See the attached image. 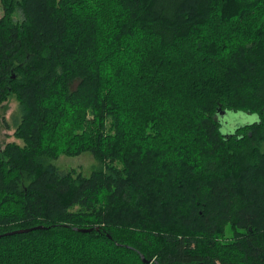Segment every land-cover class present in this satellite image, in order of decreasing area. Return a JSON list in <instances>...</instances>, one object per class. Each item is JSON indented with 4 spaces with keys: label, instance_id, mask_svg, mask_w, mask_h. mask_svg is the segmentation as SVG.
Wrapping results in <instances>:
<instances>
[{
    "label": "trees",
    "instance_id": "trees-1",
    "mask_svg": "<svg viewBox=\"0 0 264 264\" xmlns=\"http://www.w3.org/2000/svg\"><path fill=\"white\" fill-rule=\"evenodd\" d=\"M0 5V264H264V0Z\"/></svg>",
    "mask_w": 264,
    "mask_h": 264
},
{
    "label": "rangeland",
    "instance_id": "rangeland-1",
    "mask_svg": "<svg viewBox=\"0 0 264 264\" xmlns=\"http://www.w3.org/2000/svg\"><path fill=\"white\" fill-rule=\"evenodd\" d=\"M2 10L0 5V16ZM239 124H248L251 117L240 115L238 116ZM21 120V110L18 102L14 97H9L6 102L0 106V149L10 142L21 144L14 137L15 130ZM252 122V121H251ZM261 152L264 153V143L260 146ZM59 171L67 172L74 170L76 173H81L84 176H89L92 172L100 169L99 163L93 158L90 153H83L75 157L60 156L58 160L53 162Z\"/></svg>",
    "mask_w": 264,
    "mask_h": 264
},
{
    "label": "water",
    "instance_id": "water-1",
    "mask_svg": "<svg viewBox=\"0 0 264 264\" xmlns=\"http://www.w3.org/2000/svg\"><path fill=\"white\" fill-rule=\"evenodd\" d=\"M43 227H36V228H32V229H24V230H18V231H15V232H12V233H8V234H5V236H8V235H14V234H22V233H28L30 231H34V230H38V229H42ZM79 231H82V232H90L91 230H79ZM2 237V236H0Z\"/></svg>",
    "mask_w": 264,
    "mask_h": 264
},
{
    "label": "clouds",
    "instance_id": "clouds-1",
    "mask_svg": "<svg viewBox=\"0 0 264 264\" xmlns=\"http://www.w3.org/2000/svg\"><path fill=\"white\" fill-rule=\"evenodd\" d=\"M256 120H258V117H257L256 115H253V116L250 118L249 122H251V121H256Z\"/></svg>",
    "mask_w": 264,
    "mask_h": 264
}]
</instances>
